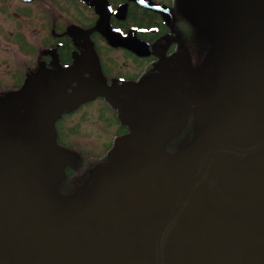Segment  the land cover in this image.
I'll use <instances>...</instances> for the list:
<instances>
[{"label":"flooded vegetation","instance_id":"flooded-vegetation-1","mask_svg":"<svg viewBox=\"0 0 264 264\" xmlns=\"http://www.w3.org/2000/svg\"><path fill=\"white\" fill-rule=\"evenodd\" d=\"M28 13L31 58L0 77V264H264V0Z\"/></svg>","mask_w":264,"mask_h":264},{"label":"rangeland","instance_id":"rangeland-1","mask_svg":"<svg viewBox=\"0 0 264 264\" xmlns=\"http://www.w3.org/2000/svg\"><path fill=\"white\" fill-rule=\"evenodd\" d=\"M45 1L35 0L30 5L21 0H0V77L4 80L12 70L22 69L30 60L31 53L22 46L25 41H34L36 35L33 29L41 25L42 19H33L28 11L32 6L45 8Z\"/></svg>","mask_w":264,"mask_h":264}]
</instances>
